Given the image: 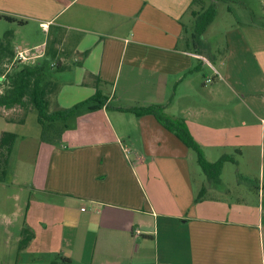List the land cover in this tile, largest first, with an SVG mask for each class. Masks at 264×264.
Instances as JSON below:
<instances>
[{
	"label": "crops",
	"instance_id": "crops-1",
	"mask_svg": "<svg viewBox=\"0 0 264 264\" xmlns=\"http://www.w3.org/2000/svg\"><path fill=\"white\" fill-rule=\"evenodd\" d=\"M192 2L0 0V34L11 28L13 48L43 46L63 67L55 108L105 100L78 108L57 143L40 129L33 157L19 164L49 198L33 200L15 236L23 224L32 229L29 250L52 228L41 264L56 255L71 264H264V0L227 5L240 19L221 29L226 49L209 46V25L200 52ZM219 47L218 60L204 55ZM203 67L211 73L201 77ZM142 104L184 119L207 161L232 156L199 201L206 182L195 183L187 146L152 115L115 108ZM226 163L243 167L248 197L227 200L216 187Z\"/></svg>",
	"mask_w": 264,
	"mask_h": 264
},
{
	"label": "trees",
	"instance_id": "trees-1",
	"mask_svg": "<svg viewBox=\"0 0 264 264\" xmlns=\"http://www.w3.org/2000/svg\"><path fill=\"white\" fill-rule=\"evenodd\" d=\"M197 7L192 11V41L197 51L204 47L203 36L209 25L217 17V4H204L203 0H193ZM8 21H16L13 18L3 16ZM19 22V21H18ZM12 34L6 31L0 38V63L4 60L11 62L10 69L0 71V117L7 122L24 123L29 111L37 113V122L40 125V139L44 142L57 143L61 139L66 120L82 106L105 102L97 95L86 99L70 108H50L52 97L59 89V83L55 78V72H60L62 66L51 54L45 55L35 62H22L14 60L15 48L10 45ZM49 60V64L47 63ZM97 94V93H96ZM118 110L130 112L136 116L152 115L166 130L172 132L185 146L195 151L197 161L206 175L207 182L196 194L195 202L199 201L211 182L219 181L224 162L233 161L232 156H222L215 162L205 159L200 145L190 134L184 119H176L167 115L165 106L160 104L132 105L115 107ZM19 117H7L10 111H19ZM17 135L13 132L3 131L0 134V180H3L9 163L10 152ZM249 182L243 176H238ZM34 238L33 231L28 226H23L18 240V250L25 249ZM49 264H71L68 257L56 255Z\"/></svg>",
	"mask_w": 264,
	"mask_h": 264
},
{
	"label": "rangeland",
	"instance_id": "rangeland-1",
	"mask_svg": "<svg viewBox=\"0 0 264 264\" xmlns=\"http://www.w3.org/2000/svg\"><path fill=\"white\" fill-rule=\"evenodd\" d=\"M218 15L210 25L206 37L209 42V46L213 47L215 44L218 46L224 45L223 47L226 49V35L222 34L221 29H225L227 26L235 23L236 20L240 19L237 13H226L225 9L227 5L232 6V8L236 7L234 0L230 2L221 1L218 3ZM264 5V4H262ZM8 26L3 25L1 31H8ZM1 32V33H3ZM214 33V34H213ZM212 34V35H211ZM3 35L0 34V38ZM44 39V36L41 35V40ZM14 44H17L15 40L13 42L10 40V45L13 48ZM222 48H218L215 51L205 50L204 55L209 59L210 55H213L218 60L221 57ZM240 56L241 53H239ZM33 60V59H32ZM12 62V61H11ZM11 62L8 60H4L0 63V71L10 69ZM214 65L217 64L214 60H211ZM49 64V60H47ZM59 72H55V77ZM197 73L203 77V73L210 74L211 71H208V67H203L202 70ZM54 98L52 97V103L50 108L54 109ZM22 111H10L7 115L13 116L15 118L21 115ZM6 127V128H2ZM2 129L8 130V132H13L18 134L14 144L12 146L9 163L6 168V173L4 175L3 180H0V264H41L43 258L48 257V251L50 250V233L52 232L50 227H46L43 229L42 234L44 239L46 240L44 243L39 245L37 248L34 246H30L29 250L26 248L19 251L18 250V242H16V234H18V223L24 221V214L28 213V211L32 210L33 200L37 197L47 200L46 196L38 193L37 190L34 189L31 183L28 182V176L25 177V173L21 172L19 167L22 169L24 165H19L22 161H25V158L30 159V156L34 155L36 145V138H38V133L40 132V125L37 122V113L34 110L28 112L24 123H6L2 117L0 118V134ZM35 136V138H34ZM26 149V150H25ZM129 151L126 152L127 156L131 157V148H127ZM187 150L192 157L190 164V171L192 172L193 179L196 182L198 180L206 181L205 175H203V171L199 164L196 161L197 155L195 151L191 148L187 147ZM253 158H257L255 156ZM23 164V163H22ZM255 168V169H254ZM222 180L224 182L216 187L220 189L224 198L227 200H239L245 197H248L247 188L250 183H247L243 179H239L238 176H241L239 171L243 170V167L238 166L234 163H226L223 169ZM251 170H255L258 172L259 164L252 167ZM258 177V174H257ZM257 182V181H256ZM255 181H253V185H255ZM229 188L230 191H227ZM28 206V209H27ZM21 213V219H16V216ZM23 226H27L23 224ZM49 229V230H48ZM32 230V229H31ZM21 232V230H20ZM34 233V232H33ZM20 238V234H19Z\"/></svg>",
	"mask_w": 264,
	"mask_h": 264
},
{
	"label": "built area",
	"instance_id": "built-area-1",
	"mask_svg": "<svg viewBox=\"0 0 264 264\" xmlns=\"http://www.w3.org/2000/svg\"><path fill=\"white\" fill-rule=\"evenodd\" d=\"M44 53L45 52L43 46H36L33 48L15 47L14 60H19L22 62H31L30 60L41 57L44 55ZM51 65H53V63Z\"/></svg>",
	"mask_w": 264,
	"mask_h": 264
}]
</instances>
